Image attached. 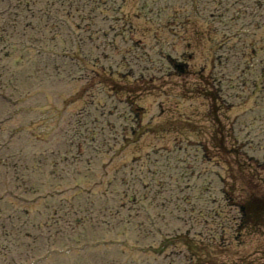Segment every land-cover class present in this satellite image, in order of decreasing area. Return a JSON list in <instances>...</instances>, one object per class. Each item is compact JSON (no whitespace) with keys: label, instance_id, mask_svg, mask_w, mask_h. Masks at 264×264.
Masks as SVG:
<instances>
[{"label":"rangeland","instance_id":"374dc122","mask_svg":"<svg viewBox=\"0 0 264 264\" xmlns=\"http://www.w3.org/2000/svg\"><path fill=\"white\" fill-rule=\"evenodd\" d=\"M199 1L195 11L188 0H165L164 21L133 18L142 0H23L7 9L0 25L14 28L0 49V264H188L192 253L194 264H264V213L251 207L245 223L238 208L256 195L264 201V94L246 93L239 79L244 55L246 75L264 69V29L245 38L239 18L216 36L201 35L195 65L209 61L217 40L234 53L230 68L200 91L170 83L162 126L158 100L142 103L118 89L114 98L107 88L114 80L95 79L105 68L129 81L135 57L150 72L159 67L153 35L144 37L143 53L130 45L128 29L97 49L99 31L119 29L116 21L151 33L169 21L174 29L183 25L171 18L177 13L210 15L216 6ZM88 16L93 43H85ZM172 29L165 55L184 48ZM251 45L262 48L253 56ZM86 68L94 70L88 91ZM129 99L149 112L147 129L133 134Z\"/></svg>","mask_w":264,"mask_h":264},{"label":"flooded vegetation","instance_id":"af4514ba","mask_svg":"<svg viewBox=\"0 0 264 264\" xmlns=\"http://www.w3.org/2000/svg\"><path fill=\"white\" fill-rule=\"evenodd\" d=\"M189 5H192L193 10L197 11L199 10L198 6L200 4L199 0H188ZM204 4L207 2L210 3V1H203ZM213 2H216V6L213 8V11L211 12V16L209 14H200L197 13L194 15L193 18H189V16L185 15L182 16L181 19L183 20V25L180 26L178 29L182 33L178 34L175 33V30L173 29L172 32L175 36L182 35L184 36L183 40H186V51H183L181 53H170L165 55V32L167 35L171 33L170 27H167V22L165 23L164 28H159V30H162L161 32L157 33H151L147 27L143 28H134L132 25H130L129 28V34L133 36L132 44L135 46V48H139L138 51H141L143 53L147 52L148 45L143 43L144 37L146 35H153V38L150 39V50L157 49L159 52V57H157L158 60V69L156 72L153 70L150 72L148 65H142L139 62V57H135L132 64L131 73L129 76V81L127 83H124L123 85L114 79V72L110 71V77L114 80V84L112 87L108 85V88L112 89H127L130 93H133L137 96V99L146 98L148 96H153L156 99H159L160 101L157 103L158 107V115L163 117L164 123L160 126L165 124V92L169 88V82L172 80V77L179 76L176 72L177 64L181 62L182 64H185L184 72L187 77L194 76L193 82V88L195 87V90L197 89L200 91V84L201 83H211L216 81V66L212 63V59L209 60L208 66H196L192 65L193 58L195 57V52L198 51L201 48L200 40L201 35H203L205 32L209 31V33H212V22L216 19H223L225 13H229V9L225 8V1L223 3V8H225L223 11L218 13L217 7L221 5V0H213ZM149 3V0H142V6L141 8L144 9L145 7L149 6L147 5ZM160 4V6H159ZM152 5H158L159 8L154 9H148L147 11L142 13V17L145 20H151L153 17L156 19H164L168 18V16L165 17V0H152ZM218 5V6H217ZM147 15H150V19H148ZM137 18H141L140 16H136ZM211 17V18H210ZM210 19H212V22H210ZM198 22H206L209 24V28H205V32L200 29V23L196 26L195 21ZM87 34H88V40H91V37L89 36L90 28L89 24H87ZM121 31H126V28H119ZM106 36L107 33L105 29L103 30V42L102 47L103 50L107 47L106 45ZM214 55V52L212 51L211 46V57ZM112 68V67H110ZM103 72L105 71V68H102ZM90 72L87 70V84L90 83ZM264 79V77H263ZM191 84V82H190ZM191 85V86H192ZM138 100H132V105H135L134 109H131V112L133 113L136 121V126H145L146 124L140 123L142 121L141 116H144L146 112V108L142 107ZM102 113L101 115H103ZM112 112H109V115H112ZM159 125V124H157ZM144 129H147L144 127ZM166 185V181H165Z\"/></svg>","mask_w":264,"mask_h":264},{"label":"trees","instance_id":"16d2710c","mask_svg":"<svg viewBox=\"0 0 264 264\" xmlns=\"http://www.w3.org/2000/svg\"><path fill=\"white\" fill-rule=\"evenodd\" d=\"M259 203H260V204H262V202H261V201H260Z\"/></svg>","mask_w":264,"mask_h":264}]
</instances>
